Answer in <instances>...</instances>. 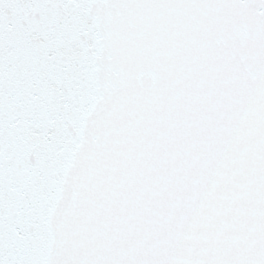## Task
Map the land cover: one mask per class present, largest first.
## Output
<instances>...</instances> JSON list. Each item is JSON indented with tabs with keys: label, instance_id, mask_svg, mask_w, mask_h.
<instances>
[{
	"label": "snow or ice",
	"instance_id": "obj_1",
	"mask_svg": "<svg viewBox=\"0 0 264 264\" xmlns=\"http://www.w3.org/2000/svg\"><path fill=\"white\" fill-rule=\"evenodd\" d=\"M0 264H264V0H0Z\"/></svg>",
	"mask_w": 264,
	"mask_h": 264
}]
</instances>
